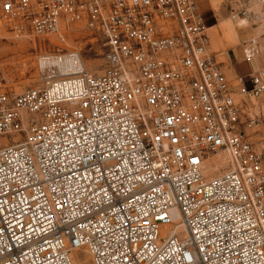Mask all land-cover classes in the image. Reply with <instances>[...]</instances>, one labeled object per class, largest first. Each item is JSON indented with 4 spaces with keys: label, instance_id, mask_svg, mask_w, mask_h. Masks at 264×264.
<instances>
[{
    "label": "built area",
    "instance_id": "built-area-1",
    "mask_svg": "<svg viewBox=\"0 0 264 264\" xmlns=\"http://www.w3.org/2000/svg\"><path fill=\"white\" fill-rule=\"evenodd\" d=\"M227 5L264 23V0ZM79 22L99 73L61 45ZM0 23L41 81L0 89V264H264L261 35L230 79L201 0H0Z\"/></svg>",
    "mask_w": 264,
    "mask_h": 264
},
{
    "label": "rangeland",
    "instance_id": "rangeland-1",
    "mask_svg": "<svg viewBox=\"0 0 264 264\" xmlns=\"http://www.w3.org/2000/svg\"><path fill=\"white\" fill-rule=\"evenodd\" d=\"M201 9L205 11L210 25H218L214 28L216 39H212V48L221 51V59L224 61V70L236 69L238 75L244 68L232 59V53L241 52L242 43L249 37L260 36V42L264 47V23L259 26L240 25L230 18V6L227 0H201ZM64 41L62 47L79 52L86 68L92 73L101 72L106 65V46L102 34L98 30L88 27L84 22L75 23L64 29ZM38 45L33 37H14L0 23V89L20 92L24 89L37 86L41 83L38 76L37 54ZM236 62V63H234ZM234 75L232 77L235 78ZM264 111V95L258 101ZM264 135V133H263ZM14 136H0V145L6 144ZM264 139V137H263ZM263 141V140H262ZM264 149V142L260 143ZM224 162L216 160L205 169L207 175H215L218 169L224 168ZM79 264H92L85 248H81L75 254ZM77 262V261H76Z\"/></svg>",
    "mask_w": 264,
    "mask_h": 264
},
{
    "label": "crops",
    "instance_id": "crops-1",
    "mask_svg": "<svg viewBox=\"0 0 264 264\" xmlns=\"http://www.w3.org/2000/svg\"><path fill=\"white\" fill-rule=\"evenodd\" d=\"M218 25H213V26H210V28H209V33H210V35H211V38L212 39H216V33H215V30H214V28L215 27H217ZM232 59H230V58H228L227 59V61H236L237 63L239 62L240 64H241V66L244 68V71H243V73H239V74H247V73H249L250 72V70L252 69V65H250V64H248V63H246L244 60H243V55H242V52H237V53H232ZM236 62H234V63H236ZM236 63V64H237ZM226 72V74H227V76L230 78V79H232V77L234 76V75H236L237 74V72H236V69L234 68L233 70H226L225 71Z\"/></svg>",
    "mask_w": 264,
    "mask_h": 264
},
{
    "label": "bare ground",
    "instance_id": "bare-ground-1",
    "mask_svg": "<svg viewBox=\"0 0 264 264\" xmlns=\"http://www.w3.org/2000/svg\"><path fill=\"white\" fill-rule=\"evenodd\" d=\"M88 257H89V259H90V256L88 255ZM74 260H75V262L77 263V264H79L80 263V261L78 262V260L74 257Z\"/></svg>",
    "mask_w": 264,
    "mask_h": 264
},
{
    "label": "trees",
    "instance_id": "trees-1",
    "mask_svg": "<svg viewBox=\"0 0 264 264\" xmlns=\"http://www.w3.org/2000/svg\"><path fill=\"white\" fill-rule=\"evenodd\" d=\"M205 12V11H204ZM206 14V13H205ZM206 18H207V16H206ZM207 23H208V25L209 26H211L209 23H210V21L208 20V18H207Z\"/></svg>",
    "mask_w": 264,
    "mask_h": 264
}]
</instances>
